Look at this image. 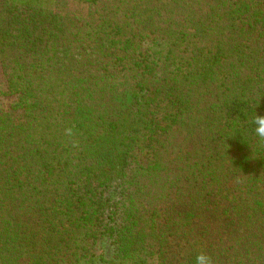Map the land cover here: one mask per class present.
I'll return each mask as SVG.
<instances>
[{
	"label": "trees",
	"instance_id": "obj_1",
	"mask_svg": "<svg viewBox=\"0 0 264 264\" xmlns=\"http://www.w3.org/2000/svg\"><path fill=\"white\" fill-rule=\"evenodd\" d=\"M72 1L0 0V264H264V0Z\"/></svg>",
	"mask_w": 264,
	"mask_h": 264
},
{
	"label": "rangeland",
	"instance_id": "obj_2",
	"mask_svg": "<svg viewBox=\"0 0 264 264\" xmlns=\"http://www.w3.org/2000/svg\"><path fill=\"white\" fill-rule=\"evenodd\" d=\"M54 12L65 16H84L87 13V5L85 3L72 0H57ZM6 80L0 65V110H11L17 103V95H6ZM21 115V114H20Z\"/></svg>",
	"mask_w": 264,
	"mask_h": 264
},
{
	"label": "clouds",
	"instance_id": "obj_3",
	"mask_svg": "<svg viewBox=\"0 0 264 264\" xmlns=\"http://www.w3.org/2000/svg\"><path fill=\"white\" fill-rule=\"evenodd\" d=\"M255 125L254 131L258 138L264 140V116H258L255 114L253 118ZM193 264H212V258L207 254L200 252L194 257Z\"/></svg>",
	"mask_w": 264,
	"mask_h": 264
}]
</instances>
